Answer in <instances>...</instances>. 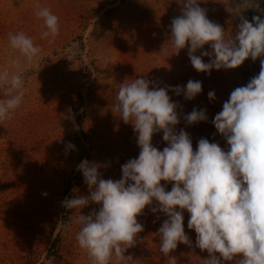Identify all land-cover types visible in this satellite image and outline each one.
<instances>
[{"label":"rangeland","instance_id":"1","mask_svg":"<svg viewBox=\"0 0 264 264\" xmlns=\"http://www.w3.org/2000/svg\"><path fill=\"white\" fill-rule=\"evenodd\" d=\"M198 3L209 20L224 28L226 39L235 35L242 18L264 19V0ZM182 7L183 0H0V74L7 71L9 76L8 82L0 81V100L8 98L12 75L21 76L24 92L11 118L0 120V264H92L76 239V220L100 205L90 202L69 210L62 202L89 195L78 168L83 160L100 165L102 178L115 181L122 178V165L138 158L137 134L115 109L122 83L143 77L152 89L200 81L202 92L192 100L169 90L178 105L175 131H186L194 150L201 138L228 150L212 121L230 93L258 75L260 59L249 58L235 69H212L210 75L197 72L187 48L175 54L168 40L171 21ZM41 8L59 18L54 39L42 38L47 29L36 16ZM20 32L40 48L31 66L10 46L9 36ZM162 47L167 51L161 52ZM203 51L210 52V46L196 54ZM202 59L210 62L207 56ZM209 91L215 99L209 100ZM193 108L206 109L208 119L189 125L185 116ZM152 144L161 151L167 146L162 131L153 135ZM161 183L171 190V183ZM151 207L158 205L146 206L137 217L143 231L124 253L133 258L127 264H169L158 232L167 217ZM188 219L185 211L191 244L179 243L170 255L177 264H207L209 254L195 246ZM109 264L122 262L113 257Z\"/></svg>","mask_w":264,"mask_h":264},{"label":"clouds","instance_id":"2","mask_svg":"<svg viewBox=\"0 0 264 264\" xmlns=\"http://www.w3.org/2000/svg\"><path fill=\"white\" fill-rule=\"evenodd\" d=\"M36 16L47 29L42 38L54 39L59 18L49 8L39 9ZM252 19L242 18L235 35L226 39L224 28L208 19L198 0H183L182 14L171 21L168 40L175 54L187 48L197 72L210 75L212 69H235L249 58L260 59L258 75L235 88L212 121L226 139L227 151L205 138L194 150L189 134L175 131L180 122L178 105L168 92L192 100L202 92L200 81L190 79L186 87L150 89V81L141 77L121 84L115 109L124 123L132 124L139 156L122 165V178L115 181L102 178L100 165L83 160L78 168L89 195L62 202L69 210L82 209L90 202L100 205L98 211L80 214L76 220L80 225L76 239L92 264H109L113 257L122 264L131 261L124 253L143 231L137 217L154 202L158 207L151 211L167 217L158 232L160 251L169 264H177L170 253L179 243L191 244L184 228L185 211L187 228L196 233L195 246L209 254L207 264H264V19ZM9 42L29 66L38 61L40 48L23 32L10 35ZM205 45L211 51L197 55ZM166 51L162 47L161 52ZM204 56L210 58L209 63L203 61ZM8 79L7 71L0 74V81ZM6 95L7 99L0 100V120L11 118L22 102L19 74L11 76ZM208 98L215 99V92L209 91ZM207 119L206 109L193 108L185 116L189 125ZM161 131L167 143L162 151L152 144L153 135ZM161 181L171 183V190Z\"/></svg>","mask_w":264,"mask_h":264}]
</instances>
